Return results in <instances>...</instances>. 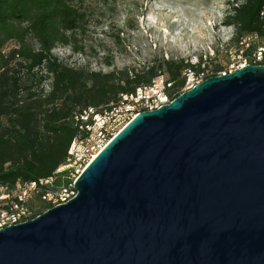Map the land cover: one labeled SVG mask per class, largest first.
<instances>
[{"label": "water", "instance_id": "water-1", "mask_svg": "<svg viewBox=\"0 0 264 264\" xmlns=\"http://www.w3.org/2000/svg\"><path fill=\"white\" fill-rule=\"evenodd\" d=\"M0 264H264V64L134 117Z\"/></svg>", "mask_w": 264, "mask_h": 264}, {"label": "trees", "instance_id": "trees-1", "mask_svg": "<svg viewBox=\"0 0 264 264\" xmlns=\"http://www.w3.org/2000/svg\"><path fill=\"white\" fill-rule=\"evenodd\" d=\"M235 1L226 22L236 26V41L248 32L264 37V0ZM85 18L75 0H0V118L5 119L0 127V185L13 189L19 182L54 176L67 162L75 138L86 133L80 117L90 108L104 113L124 94L166 72L168 81L182 88L185 69L202 68L185 60L110 72L69 66L52 51L57 44L71 45L72 33ZM29 36L36 38L38 48L28 42ZM10 41L18 45L5 51ZM92 121L90 116L87 123ZM36 204L45 206L39 197L30 203Z\"/></svg>", "mask_w": 264, "mask_h": 264}, {"label": "rangeland", "instance_id": "rangeland-1", "mask_svg": "<svg viewBox=\"0 0 264 264\" xmlns=\"http://www.w3.org/2000/svg\"><path fill=\"white\" fill-rule=\"evenodd\" d=\"M75 3L86 12L85 21L72 33L71 45L57 44L52 51L72 67L110 72L142 69L163 60H185L216 71L226 66L230 51L236 47L237 28L226 22L235 0H75ZM28 42L39 47L33 36H29ZM17 45L16 41H10L5 51ZM49 83L45 84L47 90ZM4 123L5 119L0 118V127Z\"/></svg>", "mask_w": 264, "mask_h": 264}, {"label": "built area", "instance_id": "built-area-1", "mask_svg": "<svg viewBox=\"0 0 264 264\" xmlns=\"http://www.w3.org/2000/svg\"><path fill=\"white\" fill-rule=\"evenodd\" d=\"M249 64H264V37L257 32H248L240 37L223 69L210 71L206 67L198 70L186 68L183 73L185 85L182 88L175 87L173 82L161 75L151 84L124 94L117 105L104 113L95 114L93 108L85 111L80 118L86 124L80 128L85 129L86 133L75 138L67 162L56 170L54 176L40 181L19 182L13 189L0 185V229L34 219L48 209L73 199L78 193L74 183L85 167L142 111L158 109L208 77L226 75ZM90 116L93 121L87 123ZM36 196L45 204L44 207L30 205Z\"/></svg>", "mask_w": 264, "mask_h": 264}]
</instances>
